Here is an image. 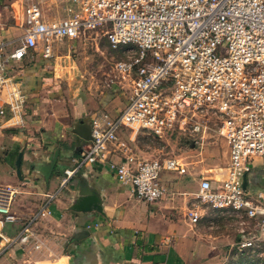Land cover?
<instances>
[{"label": "built area", "instance_id": "obj_1", "mask_svg": "<svg viewBox=\"0 0 264 264\" xmlns=\"http://www.w3.org/2000/svg\"><path fill=\"white\" fill-rule=\"evenodd\" d=\"M66 3L63 16L50 18L36 0H24L21 34L0 41V94L10 123L23 121L24 101L17 79L6 67L8 60L32 53L48 59L55 55V41L85 40L92 32H99L109 46H132L134 53L113 64L122 106L112 115L92 114L88 139L80 145L76 165L63 170L61 186L80 166L100 163L116 182L129 186L135 198L159 200L167 194L160 174L186 175L187 163L172 155L136 158L127 153L120 131L127 129L132 138L135 130H144L159 139L181 133L191 147L213 134L228 149L223 175L213 181L199 175L193 199L248 218L253 230L240 229L234 244L239 251L254 248L255 242L264 249V185L249 191L246 182L242 188L243 176L252 169L264 171V0ZM114 146L122 150V161L108 157ZM15 191V186L0 185V223L18 219L10 211ZM48 202L21 222L7 243L38 249L41 240L33 225L49 214ZM187 213L190 222L200 217L195 207Z\"/></svg>", "mask_w": 264, "mask_h": 264}, {"label": "crops", "instance_id": "obj_2", "mask_svg": "<svg viewBox=\"0 0 264 264\" xmlns=\"http://www.w3.org/2000/svg\"><path fill=\"white\" fill-rule=\"evenodd\" d=\"M47 1L61 7L64 15L67 0ZM23 4L24 0H0V41L21 34ZM8 5L13 8L9 10ZM47 60L32 53L6 62L24 102L20 111L23 121L12 124L0 94L4 110L0 115V185L15 186L10 211L18 217L0 223V264H216L220 250L215 241L197 231L205 214L193 194L199 175L213 181L223 175L224 165L186 175L162 172L160 179L167 194L153 202L135 198L129 186L116 182L111 170L100 163L80 166L61 186L63 170L76 165L80 145L88 139L84 137L92 114L106 111L112 115L124 99L117 93L120 87L107 89L91 104L81 94L72 95L69 87L56 80ZM126 131L122 129L119 135L124 143L125 137L133 139L130 132L124 135ZM128 150L127 146V153L136 155ZM122 154L114 146L108 157L118 162L123 160ZM180 176L194 181L191 190L176 186L174 179ZM254 176L249 179L254 181ZM81 196H93L99 209L74 210L72 205ZM46 200L50 212L36 221L33 229L51 252L38 253L41 248L7 243L21 222ZM191 207L200 215L195 222L188 217ZM5 223L15 227L10 236L2 232Z\"/></svg>", "mask_w": 264, "mask_h": 264}, {"label": "rangeland", "instance_id": "obj_3", "mask_svg": "<svg viewBox=\"0 0 264 264\" xmlns=\"http://www.w3.org/2000/svg\"><path fill=\"white\" fill-rule=\"evenodd\" d=\"M36 1L42 13L50 18L63 15L61 7L50 5L47 0ZM11 7L8 5L9 10H11ZM13 37L11 36V39ZM53 46L55 55L49 57L47 63L50 67H53L52 73H54L56 80H59L65 88L69 87L72 95L81 94L90 104L93 100L97 101L99 96L107 89H117L119 87V83H117L118 76L113 64L116 60L125 59L126 55L135 52V49L129 45L109 46L99 32L88 34L85 40L55 41ZM118 90L117 93L121 96V91ZM120 100L122 99L120 98ZM128 132H124V135L128 136ZM132 138L131 140L125 137V143L128 146V151L136 154V158L180 156L187 163L188 171L191 172L209 171L213 167H222L227 159V147L220 138L213 134L204 137L202 143L200 145L196 144L195 147H191L192 144L187 142L185 136L181 133L159 139L148 131L135 130ZM263 172L261 168L255 167L251 170V173H248L246 188L249 191H252V189L258 190L264 185L259 178ZM251 174H255L254 181L249 179ZM174 181L176 186L183 188V190H191L194 186V181L187 177L180 176ZM201 208L205 217L200 220L197 231L201 233L202 237L215 241L219 247L220 253L215 260L216 264L264 263V249L258 242H255L256 246L254 248L249 247L243 251H239L234 244L240 234V229H243L244 232L253 230L252 223L248 218L246 219L231 211L211 209L205 205H201ZM14 229L12 223H5L2 232L10 236L13 234ZM45 243V241L43 244L41 242L38 248L41 249L38 253L46 252L48 254L51 252L47 250ZM53 243L54 245L58 244V242Z\"/></svg>", "mask_w": 264, "mask_h": 264}, {"label": "water", "instance_id": "obj_4", "mask_svg": "<svg viewBox=\"0 0 264 264\" xmlns=\"http://www.w3.org/2000/svg\"><path fill=\"white\" fill-rule=\"evenodd\" d=\"M88 130H87V133L85 135V139L88 138ZM15 163H16V174L17 176L19 177V169H18V163H19V155H17L16 157V160H15ZM243 184H242V188L245 187L246 185V182H247V179L245 176H243ZM72 208L74 210H78V211H86L90 208H93L95 210H98L99 207L95 204L94 202V197L93 196H81V198H79L73 205H72Z\"/></svg>", "mask_w": 264, "mask_h": 264}, {"label": "bare ground", "instance_id": "obj_5", "mask_svg": "<svg viewBox=\"0 0 264 264\" xmlns=\"http://www.w3.org/2000/svg\"><path fill=\"white\" fill-rule=\"evenodd\" d=\"M191 136H188V138H190ZM187 138V137H186Z\"/></svg>", "mask_w": 264, "mask_h": 264}]
</instances>
